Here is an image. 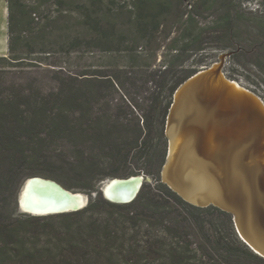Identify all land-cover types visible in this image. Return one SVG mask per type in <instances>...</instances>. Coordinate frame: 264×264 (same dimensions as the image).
Instances as JSON below:
<instances>
[{
	"label": "trees",
	"instance_id": "trees-1",
	"mask_svg": "<svg viewBox=\"0 0 264 264\" xmlns=\"http://www.w3.org/2000/svg\"><path fill=\"white\" fill-rule=\"evenodd\" d=\"M231 2L193 0L186 10L183 0H133L126 10L132 20L128 33L115 32L109 15L98 18L107 26L86 20L95 40L105 46L116 43L110 50L126 63L110 74L59 71L56 89L43 92L1 81L4 69L24 56L32 64L42 63L44 57H30L48 51H33L29 45L54 36L50 29L33 35L38 4L6 0L9 55L0 56V195L22 176L40 173L44 164L55 168L47 170L58 173L67 186L75 187L69 179L83 180L86 184L76 187L89 191H96L99 180L139 173L154 183H143L130 203L109 202L98 192L82 209L45 216H16L11 201L0 199V264H264L239 238L229 213L191 205L160 180L172 96L200 70H182L185 57L204 51L205 39L214 34L219 50H234V41L242 45L249 40L259 49L253 62L264 74V19L246 16ZM208 12L216 13L215 21L201 26L197 17ZM172 13L177 31L170 37L164 18ZM249 23L253 31L243 29ZM162 32L164 40L170 38L165 45L158 41ZM82 39L75 36L70 44ZM161 47L163 58L155 65ZM113 93L122 103H112Z\"/></svg>",
	"mask_w": 264,
	"mask_h": 264
},
{
	"label": "rangeland",
	"instance_id": "rangeland-1",
	"mask_svg": "<svg viewBox=\"0 0 264 264\" xmlns=\"http://www.w3.org/2000/svg\"><path fill=\"white\" fill-rule=\"evenodd\" d=\"M27 5L38 4L37 15L39 20L32 26L33 35L43 31L45 29L53 30L54 36H49L44 40H39L38 42H31L28 49L33 51H48L47 54L39 53L32 54L30 58H35L36 55L44 57L42 63L32 64L28 59V56H24L23 62L14 64L15 66H7L4 69V76L2 82L5 85H14L19 90H32L40 89L43 92L55 90L57 87V80L55 75L59 71L65 73H70L75 75L81 71H104L110 74L109 71L117 73V71L123 68L126 63L125 58L118 51H113L110 49H115L118 47L116 43L101 44L95 40V35L91 32L90 22H94L92 19H97L102 26H107L104 21H99L98 18L101 16H107L115 22L113 25V30L115 32L128 33L129 24H131L130 14L126 10L132 9L133 0H104L103 3H99L97 6H90L89 2L93 0H23ZM193 0H183L181 9L188 10L189 3ZM232 5L239 11L243 12L246 16H252L264 19V0H232ZM82 5H88L89 10L82 8ZM186 6V7H185ZM123 7L120 12V8ZM91 14L93 18H87L86 14ZM174 13H179V11H174ZM174 13L171 16L164 18V24L166 30L172 32L170 37H173L177 31V24L173 22ZM216 13L208 12L202 16H198L197 20L201 26H211L216 19ZM86 20H89L87 24ZM248 27H243L248 31H253V24L249 23ZM255 29V28H254ZM164 32L158 35V41L165 45L168 43L169 39L164 40L162 35ZM247 35L246 33L243 36ZM251 37L253 34H250ZM75 36L82 37V42L72 46L70 40ZM246 37V36H245ZM219 38L217 35L209 36L205 39L204 51L192 54L185 57L183 61L182 70L191 68H205L210 66L212 63L218 61L221 55H225L222 71L224 75H230L231 80L237 81L241 86L252 91L257 96H259L264 102V74L259 70L255 61L259 54V49L253 47L249 40L242 42V45L236 43L234 44L236 48H228L226 50H219L216 45L219 43L217 41ZM261 39V36L258 38ZM120 46V45H119ZM242 46V47H241ZM122 47V46H121ZM106 49V50H104ZM163 47L158 50L157 57L155 60V65L159 63V60L163 58L161 55ZM232 50L235 52L234 56H230ZM8 29H7V3L6 0H0V56H8ZM45 55V56H43ZM118 68V69H117ZM181 70V69H180ZM136 98L141 101L137 94ZM113 104L122 103L119 93H113L112 96ZM105 105L99 106V108H105ZM45 165V164H44ZM42 166L40 173L22 176L18 181H16L15 188H11L6 193L0 195V199H5L11 201L10 206L15 208V215L20 216L22 213L17 210L16 199L20 192L23 182L32 176H39L42 178H47L56 181L65 189L72 192H81L88 196V202L103 195L97 193L96 191H89L88 189L79 188L80 186L86 184V181L69 179V183L75 187L67 186L63 181L60 180L58 173L48 171V169H55L52 166ZM129 168H133L136 164H128ZM146 175L145 173H139V175ZM64 175V174H63ZM146 184H153L154 179L150 175ZM106 179V178H105ZM104 180V179H103ZM101 180L95 183V187ZM167 186V185H166ZM168 187V186H167ZM105 199V198H104ZM180 212L186 217H188L182 208H178Z\"/></svg>",
	"mask_w": 264,
	"mask_h": 264
},
{
	"label": "water",
	"instance_id": "water-1",
	"mask_svg": "<svg viewBox=\"0 0 264 264\" xmlns=\"http://www.w3.org/2000/svg\"><path fill=\"white\" fill-rule=\"evenodd\" d=\"M225 55H221L218 61L212 63L210 66L205 67L203 73L198 72L187 78L180 86L175 90L172 96V102L167 112L164 134L167 139L166 155L164 163L160 170V180L162 183L168 186L174 193H176L182 200L196 207H207L209 205L217 207L218 209L229 213L232 217L234 228L239 238L256 254L264 258V166L253 165L247 163L246 154H242L237 159V166L239 173L237 177L227 184L229 190L227 193L220 196H213L216 188H210L209 184L216 181L220 183L214 174L210 172L207 165L204 163L200 154L196 152L197 146L192 149L190 163L196 171L195 173L202 174V178L190 179L187 175L183 174L180 177L177 173H170L175 180L177 189L171 186L165 179L164 174L166 172V166L170 164L173 157L170 158V139L177 132V130H183L186 126V131L193 132L199 122L208 118V114L213 113V116H218L222 120L223 116L227 114V111L216 107L215 101H212L213 96L217 95V89L219 90L218 97H221L224 92H235V89L229 85L222 71ZM222 76L223 84H220L215 89L214 84L209 83L212 78L217 79ZM191 79V81H190ZM233 81V80H232ZM217 102V101H216ZM234 109H239L235 105L231 106ZM208 112V113H207ZM251 110L247 115H252ZM230 114V113H229ZM233 115H235L233 111ZM170 158V159H169ZM141 177V181L135 188L134 192L128 191V195L125 194V200H111L106 197L105 190L109 186L126 187L127 181L132 178ZM29 179H39L43 181H50L58 185L63 191L75 194L65 189L59 183L54 180L42 178L39 176H32L27 178L20 189L16 199L17 210L21 213L32 216H45L50 214L65 213L70 211H76L81 208L58 211L54 213H48L43 215H37L30 212L21 210V192ZM149 177L146 175H131L128 177H112L101 180L96 187V192L101 193L103 197L112 203L126 204L132 202L137 196L142 184L148 182ZM209 181V182H208ZM206 182V183H205ZM230 183L232 185H230ZM130 193V194H129ZM88 203V196L86 195ZM213 197V198H210ZM85 204V205H86Z\"/></svg>",
	"mask_w": 264,
	"mask_h": 264
},
{
	"label": "bare ground",
	"instance_id": "bare-ground-1",
	"mask_svg": "<svg viewBox=\"0 0 264 264\" xmlns=\"http://www.w3.org/2000/svg\"><path fill=\"white\" fill-rule=\"evenodd\" d=\"M199 71L201 72H198L197 76L203 73L204 68ZM224 78L235 92L226 91L221 97H218L220 92L217 88L223 84L222 76L209 80L210 85L214 84L218 92L215 93L217 95L213 96L212 101H215L217 108L227 111L222 120L218 116H213V113L208 114V118L199 122L200 125H197L193 132L186 131L185 126V129L177 130L170 139L169 155L173 160L165 168L164 179L175 189L177 185L170 175L171 172L177 173L180 177L185 174L190 179L199 176L204 181L202 174L195 173L190 163L194 146H197L196 152L200 154L210 172L221 181L216 183L213 180L209 184L210 188H216L213 196L228 192L230 187L226 188L229 179L232 182L240 172L237 159L242 154L247 155L245 159L247 163L264 166V102L237 81H232L225 75ZM233 105L235 108L239 107L238 111L231 107ZM249 110L252 111V115L246 114ZM140 181L141 177H138L127 181L126 187L109 186L105 190L106 197L116 201L125 200V194L128 195V191L131 190L134 192ZM20 199L22 211L43 215L83 208L86 206L87 197L81 192L67 193L50 181L29 179L21 192Z\"/></svg>",
	"mask_w": 264,
	"mask_h": 264
}]
</instances>
